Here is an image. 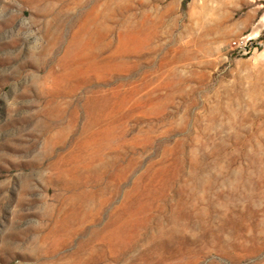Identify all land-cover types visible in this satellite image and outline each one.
Segmentation results:
<instances>
[{
	"label": "rangeland",
	"instance_id": "374dc122",
	"mask_svg": "<svg viewBox=\"0 0 264 264\" xmlns=\"http://www.w3.org/2000/svg\"><path fill=\"white\" fill-rule=\"evenodd\" d=\"M0 0V264H264V0Z\"/></svg>",
	"mask_w": 264,
	"mask_h": 264
},
{
	"label": "trees",
	"instance_id": "16d2710c",
	"mask_svg": "<svg viewBox=\"0 0 264 264\" xmlns=\"http://www.w3.org/2000/svg\"><path fill=\"white\" fill-rule=\"evenodd\" d=\"M188 3H189V0H185L184 1V6L186 7Z\"/></svg>",
	"mask_w": 264,
	"mask_h": 264
}]
</instances>
